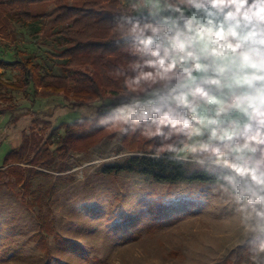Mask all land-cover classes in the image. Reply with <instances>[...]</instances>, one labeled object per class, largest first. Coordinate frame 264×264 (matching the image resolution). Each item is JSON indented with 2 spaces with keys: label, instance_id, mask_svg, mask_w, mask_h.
Wrapping results in <instances>:
<instances>
[{
  "label": "clouds",
  "instance_id": "obj_1",
  "mask_svg": "<svg viewBox=\"0 0 264 264\" xmlns=\"http://www.w3.org/2000/svg\"><path fill=\"white\" fill-rule=\"evenodd\" d=\"M108 24L125 90L83 122L213 176L264 264V0H127Z\"/></svg>",
  "mask_w": 264,
  "mask_h": 264
},
{
  "label": "rangeland",
  "instance_id": "obj_2",
  "mask_svg": "<svg viewBox=\"0 0 264 264\" xmlns=\"http://www.w3.org/2000/svg\"><path fill=\"white\" fill-rule=\"evenodd\" d=\"M116 1L127 6V0ZM44 11L47 17L41 23L24 26L0 10V23L8 29L7 35L0 33L1 56L12 61L19 51L60 75L51 39L38 32L40 27L46 32L54 29L59 10L48 2ZM16 76L9 70L3 80L13 82ZM0 92V109L15 108L0 117V168L25 133L83 119L111 102L74 108L63 97L35 98L32 89ZM8 97L13 102L6 101ZM133 155L117 137L88 153H71L45 171L47 175L34 178L32 190L37 194L53 188L41 210L22 204L21 185L0 182V264H252L239 215L228 196L213 191L216 182L172 185L136 173H101L103 166L124 163ZM187 168L193 172L191 165ZM163 206L173 219L154 227L153 210ZM38 217L51 218L56 234L72 243L70 248L60 247L54 235L41 237L43 218Z\"/></svg>",
  "mask_w": 264,
  "mask_h": 264
},
{
  "label": "trees",
  "instance_id": "obj_3",
  "mask_svg": "<svg viewBox=\"0 0 264 264\" xmlns=\"http://www.w3.org/2000/svg\"><path fill=\"white\" fill-rule=\"evenodd\" d=\"M69 1L0 0V10L24 26L41 23L47 17L44 5L48 2L56 4L59 15L55 19L54 29L46 32L44 27H40L38 32L51 39L50 47L59 58L53 63L61 69V74L56 75L54 68L45 62L37 57H24L19 51H16L12 61L5 60L0 51V69L4 70L0 72V90L27 93L32 89L35 98L63 97L74 108L89 107L99 101L112 102L125 90L124 76L120 72L127 68L128 60L126 53L113 44L115 37L108 21L126 7L116 0H76L72 4ZM7 31V27L0 23V33L7 35ZM9 70L17 72L13 82L3 80ZM6 101L13 102V98L8 97ZM14 110V106L2 108L0 117ZM84 120L62 123L54 129L45 126L30 134L25 133L22 144L6 154L0 168V182L7 187L21 185V202L28 209L37 207L41 210L44 204L48 205L45 198H49L53 190L48 188L43 194H37L32 190L34 178L47 175L45 171L51 170L59 162H65L71 153H88L105 139L115 137L125 150L135 155L124 163L103 166V174L136 173L172 185L180 182H216L213 176L200 171L190 172L187 165L171 161L167 156L150 158L149 145L155 141L139 134L121 136L117 128H97ZM166 208L163 206L161 210H153L157 215L154 227L164 226L173 219L171 211ZM48 210L50 213L51 208ZM38 218L41 221L43 217ZM44 219L40 226L41 237L54 235L60 247L70 248L72 243L56 234L54 221L49 217Z\"/></svg>",
  "mask_w": 264,
  "mask_h": 264
}]
</instances>
